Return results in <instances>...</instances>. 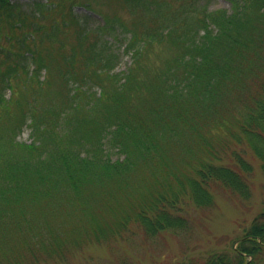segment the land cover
Segmentation results:
<instances>
[{"label":"trees","instance_id":"1","mask_svg":"<svg viewBox=\"0 0 264 264\" xmlns=\"http://www.w3.org/2000/svg\"><path fill=\"white\" fill-rule=\"evenodd\" d=\"M62 1L0 0V264L63 259L134 228L189 232L187 208L214 206L216 185L250 199L248 150L264 173V0H107L129 19L88 1L98 24L71 8L59 23ZM108 35L131 58L122 73ZM53 67L58 101L44 93ZM20 81L30 92L13 100ZM25 125L31 142L18 140ZM263 254L264 209L230 251L176 264Z\"/></svg>","mask_w":264,"mask_h":264},{"label":"rangeland","instance_id":"2","mask_svg":"<svg viewBox=\"0 0 264 264\" xmlns=\"http://www.w3.org/2000/svg\"><path fill=\"white\" fill-rule=\"evenodd\" d=\"M12 1L22 4L26 8L32 0ZM88 1L101 12L118 11L126 19L130 18V15L125 10H121L122 7L117 2H108L107 0H64L61 2L60 12L56 10L54 16L58 17L60 23L64 18H68L63 17L61 15L63 14L62 12L65 11L67 13L71 8L80 14L90 13L92 24H98L101 20L100 13L87 9L86 3ZM209 3L211 8L229 7L227 0H209ZM4 29L7 30L6 27ZM66 36L67 47L69 48L72 35ZM108 38L114 43L116 48L119 49L121 47L112 36L108 35ZM119 50L121 56L117 61L115 72L122 73L129 66L131 58L129 55L122 54V47ZM160 51L162 55L168 53V50ZM78 73H82V68L79 69ZM45 77H48L50 82L45 87V99L51 98L58 101L63 91V86L59 76L54 71V67L46 73ZM19 83L15 97L12 96L13 100L19 98V95L24 96V93L30 92V86L23 87L22 82L20 81ZM104 83L109 89V81H104ZM30 131L31 129L25 125L18 136V140L31 142ZM246 156L255 166L251 182L252 195L250 199H242L223 187L216 185L212 189L216 201L214 206L202 208L191 204L187 208L186 214L193 222L192 230L189 232H163L156 237H148L143 233L142 229L134 228V233L130 237H119L110 243H90L70 252L63 259H51L39 264H176L189 258H200L212 249L230 251L232 244H235L238 237L243 234L244 228L250 225L253 218L264 209V173L260 167V161L253 157L251 150H248ZM114 157L116 158V156ZM257 262L264 264V254L259 257Z\"/></svg>","mask_w":264,"mask_h":264}]
</instances>
